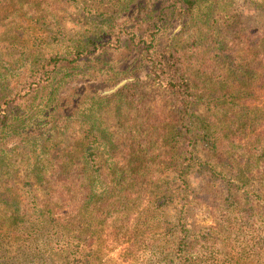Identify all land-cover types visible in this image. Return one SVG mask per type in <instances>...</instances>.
Returning <instances> with one entry per match:
<instances>
[{"label": "trees", "instance_id": "1", "mask_svg": "<svg viewBox=\"0 0 264 264\" xmlns=\"http://www.w3.org/2000/svg\"><path fill=\"white\" fill-rule=\"evenodd\" d=\"M236 2L0 0V170L48 196L27 263L264 264V39L241 38ZM214 190L223 229L194 227Z\"/></svg>", "mask_w": 264, "mask_h": 264}, {"label": "rangeland", "instance_id": "2", "mask_svg": "<svg viewBox=\"0 0 264 264\" xmlns=\"http://www.w3.org/2000/svg\"><path fill=\"white\" fill-rule=\"evenodd\" d=\"M236 1L235 13L240 19L241 38L262 41L264 39V14L243 0ZM244 52V50L241 51L242 54ZM251 52L248 51V53ZM76 84L68 91V94L77 90L80 83ZM263 101L264 93L260 97V102ZM109 122L113 123L112 117L109 118ZM73 137L71 135V138L64 141L70 142ZM197 185H199L197 189L201 190L200 192L204 193V191L209 192L211 190V187H207L203 182H197ZM213 193V195L203 194L202 197L192 203L191 207L185 208L184 212L192 217L191 221L194 227L199 229L216 228L218 231L223 229V226L218 224L226 218V212L220 207L222 194L215 190ZM13 202L19 204L20 214L27 215V219L23 220L18 226L13 224V211L15 209ZM256 203L258 204L256 212L259 215L263 214L264 203H261V201H256ZM47 204L48 196L45 188L41 184H35L27 176L25 168L20 167L16 173H13V168L8 172L0 170V264H25L28 262L27 255L29 253H35L38 250L45 251L47 247H50L51 239L49 238L48 228L36 219L37 216L45 215ZM146 205L147 201L144 200L143 206L146 207ZM188 209L189 212H187ZM175 212L176 209L174 208L169 210L172 215ZM167 218L170 217L167 215ZM225 224H228V222H225ZM115 229L118 230L114 232ZM108 232L111 233L107 235L104 247L110 250L111 255H114L124 248L126 231L124 228L121 229V224H110ZM113 234H115L114 237ZM123 237L125 238L123 239ZM148 256L149 254L145 255L146 258Z\"/></svg>", "mask_w": 264, "mask_h": 264}, {"label": "water", "instance_id": "3", "mask_svg": "<svg viewBox=\"0 0 264 264\" xmlns=\"http://www.w3.org/2000/svg\"><path fill=\"white\" fill-rule=\"evenodd\" d=\"M124 83H125V82L121 83L117 88H119L120 86H122ZM117 88H116V89H117Z\"/></svg>", "mask_w": 264, "mask_h": 264}]
</instances>
